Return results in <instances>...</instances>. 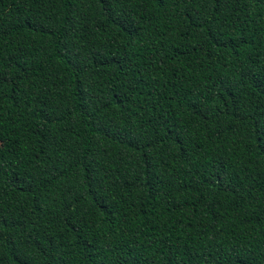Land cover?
Returning <instances> with one entry per match:
<instances>
[{"label": "trees", "instance_id": "1", "mask_svg": "<svg viewBox=\"0 0 264 264\" xmlns=\"http://www.w3.org/2000/svg\"><path fill=\"white\" fill-rule=\"evenodd\" d=\"M0 264H264V0H0Z\"/></svg>", "mask_w": 264, "mask_h": 264}]
</instances>
